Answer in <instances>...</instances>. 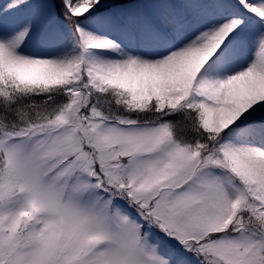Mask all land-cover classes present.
<instances>
[{"label": "snow or ice", "instance_id": "snow-or-ice-1", "mask_svg": "<svg viewBox=\"0 0 264 264\" xmlns=\"http://www.w3.org/2000/svg\"><path fill=\"white\" fill-rule=\"evenodd\" d=\"M0 264H264V0L0 2Z\"/></svg>", "mask_w": 264, "mask_h": 264}, {"label": "rangeland", "instance_id": "rangeland-1", "mask_svg": "<svg viewBox=\"0 0 264 264\" xmlns=\"http://www.w3.org/2000/svg\"><path fill=\"white\" fill-rule=\"evenodd\" d=\"M3 1V0H0V2Z\"/></svg>", "mask_w": 264, "mask_h": 264}]
</instances>
